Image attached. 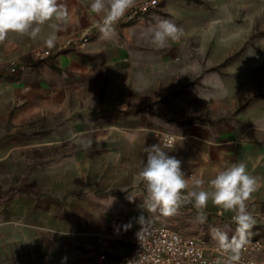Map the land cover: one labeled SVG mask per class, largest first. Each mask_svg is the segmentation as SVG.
<instances>
[{"label":"rangeland","instance_id":"obj_1","mask_svg":"<svg viewBox=\"0 0 264 264\" xmlns=\"http://www.w3.org/2000/svg\"><path fill=\"white\" fill-rule=\"evenodd\" d=\"M161 18L184 30L179 41L169 40L164 48L151 43V29ZM120 27H131L124 37L126 57L142 63L132 74L127 98L140 100L137 112L155 119L166 133L188 126L214 130L224 122L233 124L250 109L264 112V0H166L142 21ZM34 49L20 56L12 44L0 54V252L31 258L48 254L53 259L57 252L47 253L30 240L25 217H12L23 208L27 216V208L13 207L12 201L32 194L50 198L66 205L71 216L75 206L67 203L86 189V161L102 159L105 167L115 165L123 176L131 166L138 174L142 146H125L123 138L132 131L97 130L112 111L76 108L73 100L50 113L21 116L25 106L14 87L17 77L4 70L13 61H28ZM159 134L151 139L159 140ZM155 215L156 225L201 234L211 242L218 243L213 229L229 238L235 235L236 225L227 219H202L197 212ZM259 237H264V224L257 222L247 240Z\"/></svg>","mask_w":264,"mask_h":264},{"label":"crops","instance_id":"obj_2","mask_svg":"<svg viewBox=\"0 0 264 264\" xmlns=\"http://www.w3.org/2000/svg\"><path fill=\"white\" fill-rule=\"evenodd\" d=\"M63 2L68 6L70 18L57 34L55 47L51 48L56 60L39 63L30 71L16 76L14 87L25 106L21 116L38 111L50 113L58 110L64 102L69 105L71 100L76 108L91 105L92 109H109L114 115L97 130L132 131L133 134L124 136L123 141L126 140L125 146L129 148L142 146L143 167L147 160L145 149L161 144L160 138L151 139L152 134L166 132L155 119L137 112L138 107L142 108L138 106L140 100L127 98L126 95L132 89V74L142 68V63L126 57L127 42L124 37L131 27L115 25L110 37L103 38L96 26L93 39L83 49L63 48V41L83 28L94 26L99 20L91 12L89 0ZM50 32L45 24L36 40L10 33L11 43L1 45L0 54L8 51L12 44L17 47L20 56L30 47H46L43 41ZM120 110H125V113L120 115ZM259 112L250 109L233 124L224 122L214 130L188 126L173 134L176 136L174 149L166 151L183 161L182 170L186 178H202L203 190L207 191H211L209 181L218 171L234 162H244L249 174L257 178L256 191L247 203L254 204L261 215V220L258 218L257 221L264 224V112ZM80 131L90 132L92 129L81 128ZM84 164L86 189L67 203L75 206L73 215H67L66 205L33 194L12 201L13 207L27 208V216L23 208L12 217H25L30 240L47 253L57 252L58 257L52 259L47 254L31 258L30 255L20 257L17 253L0 252V264H116L127 258L140 225L157 220L155 213L158 210L151 212L144 204L147 193L139 176L141 170L137 174L131 166L129 170L125 167V172L129 173L123 176L120 175V168L115 165L107 168L102 159H89ZM105 170L107 177L102 178ZM180 212L198 213L192 204L182 205L177 213ZM203 213L202 219L209 215L226 220L232 212L214 206L209 200ZM129 224L131 227L126 230L125 226ZM95 234L104 236L100 239ZM14 238L12 236L11 240Z\"/></svg>","mask_w":264,"mask_h":264},{"label":"clouds","instance_id":"obj_3","mask_svg":"<svg viewBox=\"0 0 264 264\" xmlns=\"http://www.w3.org/2000/svg\"><path fill=\"white\" fill-rule=\"evenodd\" d=\"M136 2L91 0L89 7L99 17L97 27L103 38L110 37L115 31V25ZM69 18V9L63 0H0V45L11 43L10 33L36 40L42 27L47 24L51 32L43 42L47 48H54L57 34L67 25ZM183 35L182 27L161 18L151 29V43L164 48L169 40L179 41ZM165 149H174L173 138L168 134H164L162 145L154 144L145 149L147 160L139 176L147 193L144 201L147 209L172 216L182 205L192 204L202 218L203 210L211 200L214 206L233 213L235 235L229 238L220 229H213L212 233L225 256L224 264L238 261L240 250L255 224L247 202L256 191L257 178L249 174L244 162H234L218 171L209 181L211 191L203 190L204 180L198 177L186 178L182 170L183 161ZM140 219L142 216L138 223ZM129 227L131 224L126 225L125 229Z\"/></svg>","mask_w":264,"mask_h":264},{"label":"built area","instance_id":"obj_4","mask_svg":"<svg viewBox=\"0 0 264 264\" xmlns=\"http://www.w3.org/2000/svg\"><path fill=\"white\" fill-rule=\"evenodd\" d=\"M166 0H137L136 5L129 9L117 25L127 26L142 21L143 17L158 8ZM98 22V21H97ZM97 22L94 26L81 29L76 35L61 43L63 48L70 50L83 49L94 37ZM56 55L47 47L32 51L28 61H13L4 72L10 76H18L46 61H55ZM164 134H168L175 142L176 136L171 133H160L162 145ZM255 223L261 215L253 203H248ZM232 216L227 220L234 224ZM18 222V221H17ZM1 226V224H0ZM139 233V237H138ZM239 260L233 264H264V237L246 241L239 253ZM225 256L218 243L207 240L203 235H188L179 230L144 222L135 236L132 249L126 259L116 264H224Z\"/></svg>","mask_w":264,"mask_h":264}]
</instances>
